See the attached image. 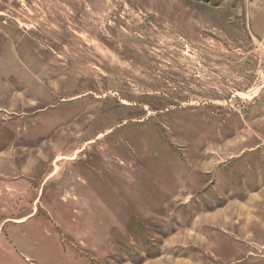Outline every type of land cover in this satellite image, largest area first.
<instances>
[{"label":"rangeland","instance_id":"obj_1","mask_svg":"<svg viewBox=\"0 0 264 264\" xmlns=\"http://www.w3.org/2000/svg\"><path fill=\"white\" fill-rule=\"evenodd\" d=\"M0 264H264V0H0Z\"/></svg>","mask_w":264,"mask_h":264}]
</instances>
